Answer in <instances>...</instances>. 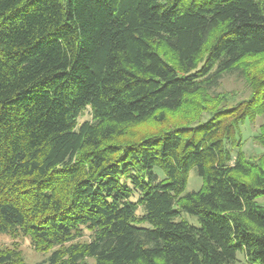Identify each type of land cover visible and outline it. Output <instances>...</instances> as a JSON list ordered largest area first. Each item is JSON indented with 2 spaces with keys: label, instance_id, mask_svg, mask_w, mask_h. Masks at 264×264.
<instances>
[{
  "label": "trees",
  "instance_id": "trees-1",
  "mask_svg": "<svg viewBox=\"0 0 264 264\" xmlns=\"http://www.w3.org/2000/svg\"><path fill=\"white\" fill-rule=\"evenodd\" d=\"M261 197L264 0H0V264H264Z\"/></svg>",
  "mask_w": 264,
  "mask_h": 264
},
{
  "label": "rangeland",
  "instance_id": "rangeland-1",
  "mask_svg": "<svg viewBox=\"0 0 264 264\" xmlns=\"http://www.w3.org/2000/svg\"><path fill=\"white\" fill-rule=\"evenodd\" d=\"M217 91L219 93L222 92H232L238 95V98H244L246 96L245 93V87L243 83L238 80L237 78L233 76H228L225 77L221 83L220 86L217 88ZM90 119V114L88 111L84 113V115L79 119V123L89 120ZM263 122V119L257 118L254 122L249 123L248 121L245 122L241 126V132H242V151L247 155V156H255L257 154H260L263 152V149L253 141V137L258 133V127L259 125ZM138 136H143L148 133H146L148 130L145 126L138 128ZM202 181L201 179L197 176L195 170H190L188 174V180L185 188V192H191V191H197L201 187ZM256 202L259 205L264 206V197L258 198ZM181 218L185 219L189 224L198 227L199 222L197 219L193 216L187 215L185 213H181ZM11 244V239L5 235V234H0V248L4 246H8ZM17 244L19 245L24 260L27 263L33 264V263H39L48 258L50 255V252L47 253H41L33 250L31 247V244L28 239H19L17 240ZM234 264H246L243 258V255L241 253H237L236 255V260L234 261Z\"/></svg>",
  "mask_w": 264,
  "mask_h": 264
}]
</instances>
